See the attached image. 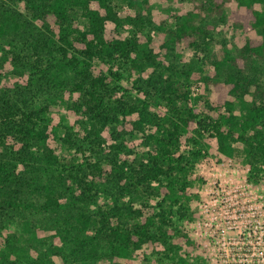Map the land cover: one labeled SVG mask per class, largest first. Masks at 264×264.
Listing matches in <instances>:
<instances>
[{"label": "rangeland", "instance_id": "rangeland-1", "mask_svg": "<svg viewBox=\"0 0 264 264\" xmlns=\"http://www.w3.org/2000/svg\"><path fill=\"white\" fill-rule=\"evenodd\" d=\"M114 4L123 15L137 14L123 0H114ZM148 8L152 25L128 24L124 30L129 36L150 34L151 43L143 56L145 68L134 70L131 62L114 67L121 78L113 75L107 81L109 93L103 88L96 92L103 93L107 118L104 116L101 120L84 103L90 98L86 92L90 86L84 84L83 76L75 67L61 68L69 61L67 52L56 46L51 50L48 46L41 47L43 36L48 38L50 34L29 3L26 0H0V164L22 181L14 198L0 186V264H112L118 256L108 261L91 258L83 263V255L72 253L79 233L72 223H76L81 212L100 216L102 212L113 211L116 206L126 211V207L133 205V208H142L145 214H155L160 219L159 214L164 208L160 206L163 204L161 197L152 195L132 201L128 189L118 183V166L122 165L128 174L133 166L146 161L144 156L150 148L145 142L146 135L156 131L149 123L144 132L135 130L133 134H126L125 122L138 119L139 115L129 113L123 106L147 98L139 87H147L144 82L153 72L168 76L173 70H193L189 81L193 83L192 95H197L200 89L196 84V71L203 68L205 73L208 72L215 58L228 50L235 53L245 38L257 33L245 32L229 19V15L238 9L236 1L232 0L226 7L224 19L219 14L203 13L197 21L209 32L206 36L208 47L202 45L195 50L187 46L177 48L174 44L166 46L168 28L174 26L177 16L198 11V8L190 0H150ZM148 8L141 12L146 14ZM15 22L19 24L17 28ZM109 25L113 26V23ZM34 46H39V50L36 51ZM88 61L92 63L91 69L97 72L94 75L110 74L108 67L100 71L102 61L98 57ZM259 65L260 61L253 66V71L257 72ZM81 83L82 88L78 87ZM214 98L206 100L201 96L200 100L191 101L199 119L206 115ZM12 103L25 112H38L39 116L33 117L34 126L37 130L45 129L53 154L58 157L54 165L50 166L46 161L39 138H32L26 144L20 133L7 131L5 116ZM160 103L151 102L150 109L155 112L168 108L165 102ZM14 117L21 119L20 110ZM201 132L206 155L195 165V173L203 181L196 182L192 217L181 220L177 204L166 206V213L173 223L184 224L191 239V243L183 242L180 253L186 254L191 264H264V170L253 167L244 147L241 149V143L236 144L241 151L238 152L240 158L231 159L229 165L230 158L218 151L216 136L207 130ZM192 149L198 148L193 143H183L179 153ZM219 157L222 161L217 160ZM77 170L88 183L95 180L91 190L88 187L92 184L86 185L87 198L69 205L68 209L47 208L49 190L42 185L48 183L49 186L52 176L64 175L68 178L66 183L58 182L55 188L60 201L68 202L83 189L75 179ZM99 170L106 174L94 177ZM153 184L157 185L158 181ZM32 232L36 234L35 239ZM80 232L87 243L98 235L95 228ZM104 247L100 246L99 253ZM107 251L111 250L107 248ZM165 252V246L156 242L132 251L122 261L124 264H164L168 261Z\"/></svg>", "mask_w": 264, "mask_h": 264}, {"label": "trees", "instance_id": "trees-1", "mask_svg": "<svg viewBox=\"0 0 264 264\" xmlns=\"http://www.w3.org/2000/svg\"><path fill=\"white\" fill-rule=\"evenodd\" d=\"M26 1L50 34L48 38L47 35L43 36L45 38L42 39L44 41L41 42V47L48 46L51 50L56 46L67 52L70 56L69 61L61 68L63 70L76 68L83 76L84 84L90 86L86 91L90 98L84 103L88 105L89 111L93 110L96 116L99 115V119L106 117L103 93L96 92L103 88L109 93L107 81L111 80L113 75L121 78L120 72L115 71L114 67L131 62L134 70L142 71L145 68L143 56L151 43L150 34L139 36L134 33L133 36H129L124 30L128 24L137 26L153 24V19L148 14L151 13L148 8L150 0H123L137 11L135 16L119 13L114 0ZM190 1L195 2L198 11L192 10L189 14L177 16L174 26L168 28V39L164 43L166 46L175 45L177 48L187 46L195 50L202 48V45L208 47L210 44L206 36L209 32L198 25L197 21L203 13L219 14L224 19L226 7L232 0ZM235 1L238 9L229 15V19L245 32L256 31L257 35L245 38L235 53L228 50L221 57L215 58L208 72L205 73L203 68L196 71V84L200 93L192 95L193 83L189 79L194 74L193 70H173L168 76L153 72L144 82L147 87H139L147 94V98H139V102L123 106L129 113L137 112L139 115L138 119L125 122L126 134H133L135 130L144 132L149 123L156 127V131L146 135L145 142L150 146L144 156L146 161H140L138 165L133 166L132 172L128 174L122 165L118 166L120 175L118 183L122 188L128 189L132 201L152 195L161 197L163 204L160 206L164 208L159 214L160 219H157L155 214H145L142 208H133V205L125 206L126 211L123 207L116 206L113 211L102 212L100 216L81 212L76 219L74 218L76 223H72L75 231L79 232L75 238L76 249H73L72 253L75 256L83 255L81 258L83 263H87L91 258L108 261L116 255L118 260L112 264H124L122 260L132 251L144 245L152 246L160 242L165 246V256L168 258L164 264H191L186 254L180 253L184 241L188 240L191 243L189 234L184 224L173 223L171 216L166 213V206L177 204L181 220L192 217L191 207L196 196V182L203 181V178L195 173V165L206 155L203 149L202 130L216 136L218 151L226 158H240L238 157L240 150L236 144L241 143V149L243 146L249 160L253 162V167L264 170V0ZM146 8L147 13H142V9ZM110 22L113 26L109 25ZM14 26L17 28L19 24L15 22ZM158 27L161 28L162 25ZM34 48L36 51L39 50V46ZM95 57L102 61L100 71L108 67L107 71L110 74L94 75L97 72L91 69L92 63L88 59ZM259 61L257 72L253 71V66ZM78 87L82 88L84 85L81 83ZM201 96L206 100L213 96L215 98L209 105L206 115L199 119V114L191 105V101H198ZM151 102L159 105L160 102H165L168 108L154 112L150 109ZM237 103H240L239 107ZM8 108L5 116L7 131L14 130L20 133L26 144L31 142L32 138H39L46 161L50 166L54 165L58 157L53 154L45 129L37 130L34 126L33 117H38V112H25L15 103L10 104ZM17 109L22 114L20 120L14 117ZM183 143H193L198 149L179 153ZM217 160L222 161V158L219 157ZM77 171L74 174L75 179L83 189L80 194L70 197L68 202L62 203L60 195L56 193L58 182L65 184L68 179L64 175L52 176L49 186L48 183L42 185L49 190L47 208L68 209L69 205L87 198L86 185L92 184L88 187L91 190L95 180L92 179L88 183ZM96 173L94 174L96 178L97 175L106 174L102 170ZM251 174L252 176L255 174L253 169ZM154 181H158V184H153ZM21 183L17 174L7 172V168L0 164V186L7 191L10 198H14L13 195L19 192L17 186ZM72 192L75 194L74 188ZM168 225L171 227H167ZM90 228L97 229L98 235L94 237V241L87 243L81 238L80 231ZM31 236L36 238L33 232ZM104 245V250L99 253L100 246ZM107 248L111 251H107Z\"/></svg>", "mask_w": 264, "mask_h": 264}, {"label": "built area", "instance_id": "built-area-1", "mask_svg": "<svg viewBox=\"0 0 264 264\" xmlns=\"http://www.w3.org/2000/svg\"><path fill=\"white\" fill-rule=\"evenodd\" d=\"M231 163H232V161H231V159H230V160L228 161V164L231 165Z\"/></svg>", "mask_w": 264, "mask_h": 264}]
</instances>
